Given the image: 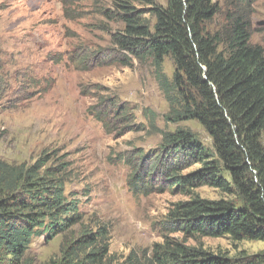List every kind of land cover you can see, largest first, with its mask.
Here are the masks:
<instances>
[{"label":"trees","instance_id":"trees-1","mask_svg":"<svg viewBox=\"0 0 264 264\" xmlns=\"http://www.w3.org/2000/svg\"><path fill=\"white\" fill-rule=\"evenodd\" d=\"M256 1L113 0L105 10L121 23L112 41L119 54L129 53L124 63L151 60L170 105L166 121L197 120L213 142L208 147L178 126L160 130L157 149L139 150L131 160L135 189L169 188L189 199L176 202L161 223L163 243L115 264H264V251L228 257L171 237L264 240V46L252 42ZM166 57L175 65L171 78ZM7 82L0 62V113L8 110ZM50 162L49 156L22 164L0 159V264H32L27 254L36 237L52 240L82 220L79 202L66 194L65 167ZM204 185L233 198H204L196 193ZM105 235L82 231L64 244L60 264H108Z\"/></svg>","mask_w":264,"mask_h":264},{"label":"rangeland","instance_id":"rangeland-1","mask_svg":"<svg viewBox=\"0 0 264 264\" xmlns=\"http://www.w3.org/2000/svg\"><path fill=\"white\" fill-rule=\"evenodd\" d=\"M112 1L0 0V62L8 73L0 159L22 164L49 156L50 164H62L66 194L79 202L82 217L52 240L36 237L27 254L32 264H60L64 244L84 230L106 231L108 264L124 261L132 251L150 252L165 241L161 223L169 210L189 196L169 188L150 194L135 189L129 183L131 160L140 149L158 148L160 130L178 126L191 128L213 146L199 121H166L170 105L151 60L124 63L129 53L119 54L112 41L121 23L104 14ZM251 25L252 42L264 46V0L254 4ZM174 70L166 57L164 71L171 78ZM196 193L207 199L233 198L208 185ZM171 237L228 257L264 251V240L182 232Z\"/></svg>","mask_w":264,"mask_h":264}]
</instances>
